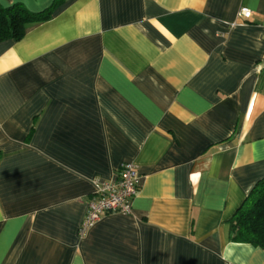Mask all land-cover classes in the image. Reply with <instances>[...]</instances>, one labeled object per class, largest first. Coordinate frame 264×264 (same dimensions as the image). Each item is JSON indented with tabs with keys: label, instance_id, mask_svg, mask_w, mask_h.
Listing matches in <instances>:
<instances>
[{
	"label": "crops",
	"instance_id": "0c3cea01",
	"mask_svg": "<svg viewBox=\"0 0 264 264\" xmlns=\"http://www.w3.org/2000/svg\"><path fill=\"white\" fill-rule=\"evenodd\" d=\"M14 3L55 6L0 41V264H264L227 231L264 177V0ZM122 162L131 212L79 236Z\"/></svg>",
	"mask_w": 264,
	"mask_h": 264
},
{
	"label": "trees",
	"instance_id": "16d2710c",
	"mask_svg": "<svg viewBox=\"0 0 264 264\" xmlns=\"http://www.w3.org/2000/svg\"><path fill=\"white\" fill-rule=\"evenodd\" d=\"M54 6L53 3L33 12L20 3L0 5V41L19 40L29 25L49 19ZM227 231L231 241L264 248V177L254 184L227 220Z\"/></svg>",
	"mask_w": 264,
	"mask_h": 264
},
{
	"label": "built area",
	"instance_id": "2783aa9c",
	"mask_svg": "<svg viewBox=\"0 0 264 264\" xmlns=\"http://www.w3.org/2000/svg\"><path fill=\"white\" fill-rule=\"evenodd\" d=\"M252 11L246 7L239 9V16L249 19ZM140 174L131 162H122L111 180L95 183V190L86 201V212L78 227V235L85 232L102 216L109 213L129 214L131 203L137 194Z\"/></svg>",
	"mask_w": 264,
	"mask_h": 264
}]
</instances>
